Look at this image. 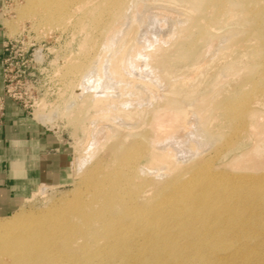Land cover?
<instances>
[{"label": "rangeland", "instance_id": "374dc122", "mask_svg": "<svg viewBox=\"0 0 264 264\" xmlns=\"http://www.w3.org/2000/svg\"><path fill=\"white\" fill-rule=\"evenodd\" d=\"M24 4L0 0L3 92L60 145L61 172L59 183L40 184L0 225L22 229L69 205L93 187L88 177L97 169L106 184L116 152L136 142L152 162L135 184L137 206L149 208L152 193L157 203L170 181H189L182 191H191L200 176L192 169L202 167L201 180L222 190L212 196L246 206L227 218L234 226L220 238L240 258L264 262V0H88L93 29L87 19L75 25L81 11L57 24L23 13ZM76 58L93 63L86 81L67 73ZM255 184L262 193L242 203ZM208 215L198 226L148 225L181 246V264H217L218 252L198 242L222 226Z\"/></svg>", "mask_w": 264, "mask_h": 264}, {"label": "bare ground", "instance_id": "6f19581e", "mask_svg": "<svg viewBox=\"0 0 264 264\" xmlns=\"http://www.w3.org/2000/svg\"><path fill=\"white\" fill-rule=\"evenodd\" d=\"M24 1L23 13H32L52 23L62 24L75 16L77 11L82 12V15L79 14L81 17H75L74 22L78 27L85 26L84 20L87 19L85 27L93 29L98 21L97 17L91 16L88 11V0ZM90 44L87 46L90 47ZM88 47L84 48L85 51ZM79 61L72 64L71 60L67 73L80 72L81 78L86 81L87 72L88 75L91 74L87 70L88 66L93 63L87 59L90 64ZM94 67L90 71L94 70ZM61 78L65 79L62 76ZM116 154L114 166L103 172V176L107 177L106 184L97 182L101 180L97 178V169L88 177V183L92 180L93 187L88 189L87 185L85 194H79L69 205L64 203L52 207L45 218H39L40 221L35 223H26L22 229L8 231L12 224L0 225V264H181L180 256L185 253L181 246L174 244L168 237L162 238L164 231H160V228L153 232L155 229H150L149 222L159 219L172 225L198 226L207 218V213L211 214L208 216L212 217L213 221L221 222L222 226L218 228L217 233L202 232L201 236L198 235V242L218 252L217 264L264 263L257 259L240 258L241 252L232 250L229 241L220 238L221 233L234 226L227 218L245 213L246 206L231 205L223 197L212 196L213 193L220 195L222 190L216 186L210 188L207 180H201L204 174L200 173L202 167L192 169L194 175L200 176L194 181L191 191H182L189 181L167 182L169 189L156 196L158 202L156 203L152 193L150 207L142 209L132 198L139 191L135 189V184L139 183V174L152 170L147 151L145 152L139 143L129 142ZM141 158L145 162L139 164ZM260 188L261 186L255 184L251 190L243 191L241 202L247 203L260 195L262 192L256 191ZM213 199L219 201L213 203L210 201ZM237 232L234 231L229 237L237 235ZM138 233L142 237L139 243L132 239V236ZM253 245L256 244L248 243V246ZM3 257L7 258V261L2 262ZM189 264H197V261Z\"/></svg>", "mask_w": 264, "mask_h": 264}, {"label": "crops", "instance_id": "0c3cea01", "mask_svg": "<svg viewBox=\"0 0 264 264\" xmlns=\"http://www.w3.org/2000/svg\"><path fill=\"white\" fill-rule=\"evenodd\" d=\"M4 33L0 20V95L3 93ZM59 144L47 140L29 112L5 99L0 123V216L14 211L40 184L60 181Z\"/></svg>", "mask_w": 264, "mask_h": 264}, {"label": "built area", "instance_id": "2783aa9c", "mask_svg": "<svg viewBox=\"0 0 264 264\" xmlns=\"http://www.w3.org/2000/svg\"><path fill=\"white\" fill-rule=\"evenodd\" d=\"M4 50H6V48H4ZM4 63H5V58H3V64ZM3 71H4V68H3ZM3 75H4V73H3ZM3 81H4V78H3ZM5 99H12L15 101V99L10 94H8L5 90L0 95V123L3 119Z\"/></svg>", "mask_w": 264, "mask_h": 264}]
</instances>
